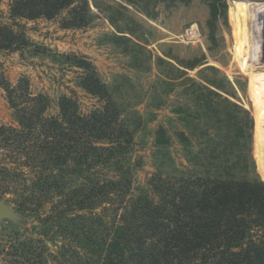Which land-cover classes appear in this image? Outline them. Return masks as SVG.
I'll use <instances>...</instances> for the list:
<instances>
[{"label":"rangeland","instance_id":"1","mask_svg":"<svg viewBox=\"0 0 264 264\" xmlns=\"http://www.w3.org/2000/svg\"><path fill=\"white\" fill-rule=\"evenodd\" d=\"M16 1L0 0V27L20 37L0 49V127L19 128V110L39 96L45 118L65 97L83 115L102 109L83 87L93 71L132 136L95 177L129 180L133 195L160 175L264 183V0H71L52 17L13 18ZM11 149L0 146V167L35 177ZM10 192L0 264H73L61 250L71 239L42 221L49 205L22 212Z\"/></svg>","mask_w":264,"mask_h":264},{"label":"trees","instance_id":"2","mask_svg":"<svg viewBox=\"0 0 264 264\" xmlns=\"http://www.w3.org/2000/svg\"><path fill=\"white\" fill-rule=\"evenodd\" d=\"M70 3L20 0L11 14L52 17ZM19 38L0 27V49L18 48ZM83 87L106 105L83 115L65 97L60 116L45 118V98H28L19 128L0 127V146L12 147L8 156L35 173L28 179L17 168L0 167V180L15 183H0V199L12 191L19 211L36 214L48 204L42 221L71 239L61 250L73 264H264V183L160 175L149 190L133 195L129 180L95 177L97 167L127 150L132 136L93 71Z\"/></svg>","mask_w":264,"mask_h":264},{"label":"water","instance_id":"3","mask_svg":"<svg viewBox=\"0 0 264 264\" xmlns=\"http://www.w3.org/2000/svg\"><path fill=\"white\" fill-rule=\"evenodd\" d=\"M4 214H7V208L4 203L0 201V217H2Z\"/></svg>","mask_w":264,"mask_h":264},{"label":"bare ground","instance_id":"4","mask_svg":"<svg viewBox=\"0 0 264 264\" xmlns=\"http://www.w3.org/2000/svg\"><path fill=\"white\" fill-rule=\"evenodd\" d=\"M263 26H264V23H263Z\"/></svg>","mask_w":264,"mask_h":264}]
</instances>
